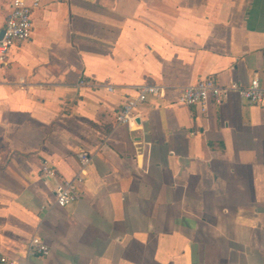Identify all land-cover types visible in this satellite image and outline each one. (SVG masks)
<instances>
[{"label":"crops","instance_id":"1","mask_svg":"<svg viewBox=\"0 0 264 264\" xmlns=\"http://www.w3.org/2000/svg\"><path fill=\"white\" fill-rule=\"evenodd\" d=\"M9 11L0 0V32ZM206 77L264 87V0H41L0 65V255L264 264V108L233 91L206 111L177 102ZM140 85L164 96L117 124ZM80 150V195L57 207L41 163L73 180ZM32 237L47 256L27 255Z\"/></svg>","mask_w":264,"mask_h":264},{"label":"built area","instance_id":"2","mask_svg":"<svg viewBox=\"0 0 264 264\" xmlns=\"http://www.w3.org/2000/svg\"><path fill=\"white\" fill-rule=\"evenodd\" d=\"M41 0H10V11L5 19L3 35L0 38V65L5 64L9 50L14 46L22 45L31 39L32 13L40 7ZM80 85H89L88 81H81ZM111 90V87H108ZM137 95L123 103L115 114L117 124H128L134 118V110L144 103L149 96L163 97L165 88L156 85H140L136 88ZM236 92L247 104L264 108V87L254 77L247 85L241 86L233 82L228 86L219 85L212 77L197 80L183 88L178 103L186 106H195L206 111L208 105L221 104L229 92ZM79 173L73 180L57 177L56 172L45 161L40 166V179L45 186L54 183L52 187L53 203L63 208L76 201L79 197V186L83 175L91 163L89 154L80 150L77 153ZM49 253L48 246L38 237H32L27 244L28 256L45 257ZM0 264H27L18 262L0 255Z\"/></svg>","mask_w":264,"mask_h":264},{"label":"water","instance_id":"3","mask_svg":"<svg viewBox=\"0 0 264 264\" xmlns=\"http://www.w3.org/2000/svg\"><path fill=\"white\" fill-rule=\"evenodd\" d=\"M2 35H3V30L0 32V38L2 37Z\"/></svg>","mask_w":264,"mask_h":264}]
</instances>
